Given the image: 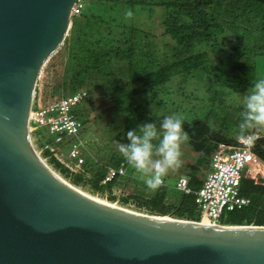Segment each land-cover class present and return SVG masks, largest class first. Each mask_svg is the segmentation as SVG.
<instances>
[{
	"label": "water",
	"instance_id": "95a60500",
	"mask_svg": "<svg viewBox=\"0 0 264 264\" xmlns=\"http://www.w3.org/2000/svg\"><path fill=\"white\" fill-rule=\"evenodd\" d=\"M78 0H0V264H264V226H210L107 204L36 156L28 115Z\"/></svg>",
	"mask_w": 264,
	"mask_h": 264
},
{
	"label": "trees",
	"instance_id": "16d2710c",
	"mask_svg": "<svg viewBox=\"0 0 264 264\" xmlns=\"http://www.w3.org/2000/svg\"><path fill=\"white\" fill-rule=\"evenodd\" d=\"M156 7L162 9L161 26L164 33L180 39L178 41L184 46H192V43L203 41L215 43L218 36L227 30L232 32L236 40L244 39L245 43L239 45L237 51L249 54V56L245 61L233 65V68L240 73L235 75L234 80H230L227 75L222 85H229L234 91L239 92L251 85L249 80L254 73V67L253 64L249 63L250 55L256 54V52L264 53V50L261 51L262 47L257 44L258 41H264V0H88L80 15L73 17L78 20L73 24V26L76 25L77 34L74 38L69 39L71 47L77 43L79 46L78 71L74 74V79L78 87H85L87 97L97 90L96 81H93L95 73L101 75L104 82L101 88L104 87L107 90L112 100H123V96L126 97L128 92L126 94L122 92L129 85L133 86L137 82L149 84L152 89L166 84L176 73L191 74L195 71V73L207 74L208 66L205 53H198L159 67L138 78L122 81L124 76L129 77L130 71L118 72L117 74L114 70L122 68L117 63L118 56L125 55L121 51V44H129L134 34L140 32L136 23V15L143 11L153 13ZM255 29L261 31L257 38L252 36V31L254 32ZM246 42L251 43V45ZM57 53L52 56L42 72L45 71L49 74V68L55 66ZM126 55L128 58L133 55L131 46L127 49ZM220 79L221 75L218 80ZM112 82L115 83V86L110 88L109 83L112 84ZM78 90L80 89H76L70 94ZM136 92V90L129 91L133 95ZM37 98L38 93L35 92V100ZM85 100L74 111L80 127L86 123ZM42 101L45 105L55 100L44 101L42 99ZM160 104L161 101L154 102L156 109L160 108ZM144 110V106L135 108L130 114L132 121L142 118L146 122L158 124L166 116V114H157V110H145V115H143ZM184 122L190 141L186 144L188 152L184 153L183 158L194 161V164H188L185 168L189 186L196 190L200 187L196 186V183L202 176L201 174L207 170L210 157L218 144H236V139H227L214 132L208 125L207 119H196L190 122L184 120ZM37 131L36 134L39 135V139L36 146L39 149L48 137H41ZM259 141L260 139L253 145L252 151L264 163V150ZM42 157L55 171L70 179L73 185L87 183L95 190L107 189L110 194L112 187H123L126 182L133 181L137 185H141L143 195L139 196L138 193L127 195L121 199L123 203L129 204L133 200L138 209L150 215H170L175 219L199 221V211L194 203L193 195H184L167 185V176L164 179L165 184L157 190L148 189L144 180L134 169L127 170L128 164L121 154L106 162V166L98 167L91 177L88 176L86 170L89 169V166L85 167L82 174L70 175L62 165L49 156L47 151L42 153ZM120 163H124L126 175L116 177L107 185L101 186L100 181L105 175V167H116ZM179 176L175 178L174 183ZM239 190L242 196L249 199L250 204L242 210L224 214L221 218V224L226 226H264V184L256 183L251 178H242ZM110 198L113 199V197Z\"/></svg>",
	"mask_w": 264,
	"mask_h": 264
},
{
	"label": "rangeland",
	"instance_id": "374dc122",
	"mask_svg": "<svg viewBox=\"0 0 264 264\" xmlns=\"http://www.w3.org/2000/svg\"><path fill=\"white\" fill-rule=\"evenodd\" d=\"M87 1L82 0L84 6ZM154 9L153 13L143 11L136 15V23L140 32L134 34L129 44H121V51L125 55L118 56L117 63L122 68L114 70L117 74L118 72L130 71L129 77L124 76L122 81L138 78L159 67L198 53H205L208 66L207 74L195 73V71L191 74L176 73L169 82L158 87L152 86V89L149 84L137 82L133 86L129 85L122 92L123 94L128 92L125 95L126 97L123 96V100H112L107 90L104 87L101 88L104 83L101 75L95 73L93 81H96L97 90L88 95L85 100L86 123L80 127L81 155L85 161L84 169L89 166V169H86L89 177L94 174L98 167L106 166V162L120 154L117 149V142H126V132L128 130H133L137 125L146 122L142 118L132 121L130 114L139 106H144L145 110H157L156 113L159 115L178 113L185 121L189 122L196 119H207L212 130L221 136L227 139H237L239 136L237 126L239 113L243 108L242 95L246 93L251 85L239 92L234 91L229 85H222V83L227 75L230 80H234L235 75L240 72L234 69L233 65L245 61L249 56V54L237 51L239 45L245 43L244 39L236 40L232 32L227 30L224 34L218 36L215 43L203 41L192 43V46H184L178 41L180 39L164 33L161 26L162 9L159 7ZM77 21V18L71 17L68 35L59 48V52H56L55 66L49 68V74L43 71L39 76L35 88L38 98L34 102V108H40L43 105L42 99L44 101L57 100L69 95L76 89L85 88L83 86L78 87L74 79L79 64L80 51L78 43L74 47L69 44V39L74 38L77 34L76 25L73 26ZM260 32V30L255 29L254 32L252 31V36L257 38ZM246 43L251 45L249 42ZM257 44L262 47L261 51H263L264 41H258ZM129 46L133 48L131 58L126 55ZM250 57L249 63L253 64L254 73L249 82L264 77V53L256 52V54H251ZM220 75L221 79L218 80ZM114 86V82L109 83L110 88ZM130 90H136L137 92L133 95L129 93ZM155 101H161L159 109H156ZM145 110L143 115H145ZM251 132L260 136L259 144L264 150V128L253 129ZM37 133L41 137L46 136L45 129L40 128ZM34 137L39 138V135L35 133ZM183 152H188L186 145L183 146ZM40 157L43 159L41 155ZM182 159V166L167 175L168 180L166 183L170 187L174 188L173 181L178 175L186 174V165L194 164L193 159ZM44 162L48 165L46 160ZM48 166L68 184L94 199L119 208L150 215L138 209L133 200L129 204L122 202L121 199L127 195H136V193L139 196L143 195L141 185H137L133 181L126 182L123 187H112V192L109 194L107 189L95 190L87 183L73 185L70 179L55 171L52 166ZM130 169L131 166L127 165V170ZM245 177H250L256 183L264 184V163L258 160L252 164L249 171L245 173ZM110 197H113V199ZM167 216L171 217L170 215Z\"/></svg>",
	"mask_w": 264,
	"mask_h": 264
},
{
	"label": "built area",
	"instance_id": "2783aa9c",
	"mask_svg": "<svg viewBox=\"0 0 264 264\" xmlns=\"http://www.w3.org/2000/svg\"><path fill=\"white\" fill-rule=\"evenodd\" d=\"M83 7L82 0H78L71 10V17L80 15ZM86 98L87 92L80 89L40 108H34V97L28 115L30 146L39 156L47 151L49 156L62 165L70 175L84 173L85 161L81 155L80 123L74 111ZM40 128L45 129L48 138L38 149L36 143L39 138H35L34 134ZM259 139L260 136L250 132V138L238 136L235 140L236 144H218L210 157V171L196 190L189 186L187 177L177 178L174 188L184 195L194 196V203L199 211L198 222L206 221L207 225L221 226V218L224 214L242 210L250 204L249 199L240 194L239 188L245 172L259 160L252 151L253 145ZM125 175L124 163L116 167L107 166L100 185L105 186L114 178ZM164 184L163 182L162 185Z\"/></svg>",
	"mask_w": 264,
	"mask_h": 264
},
{
	"label": "clouds",
	"instance_id": "9594fccd",
	"mask_svg": "<svg viewBox=\"0 0 264 264\" xmlns=\"http://www.w3.org/2000/svg\"><path fill=\"white\" fill-rule=\"evenodd\" d=\"M131 15V13H128ZM238 135L250 138L253 129L264 128V77L251 81L242 95ZM184 119L178 113L166 115L157 124L145 122L126 132V142H117L118 152L144 180L150 190H157L165 177L183 164V146L190 141Z\"/></svg>",
	"mask_w": 264,
	"mask_h": 264
},
{
	"label": "bare ground",
	"instance_id": "6f19581e",
	"mask_svg": "<svg viewBox=\"0 0 264 264\" xmlns=\"http://www.w3.org/2000/svg\"><path fill=\"white\" fill-rule=\"evenodd\" d=\"M32 150L34 151L33 147H31ZM34 153L36 154V156L40 159V161L54 174L56 175L58 178L62 179L63 181H65L62 177L59 176V174H57L56 172H54L45 162L44 160L37 154L36 151H34ZM66 182V181H65ZM67 183V182H66ZM94 199V198H93ZM98 200V199H96ZM99 201V200H98ZM203 224L207 225V222L206 221H203L202 222Z\"/></svg>",
	"mask_w": 264,
	"mask_h": 264
},
{
	"label": "crops",
	"instance_id": "0c3cea01",
	"mask_svg": "<svg viewBox=\"0 0 264 264\" xmlns=\"http://www.w3.org/2000/svg\"><path fill=\"white\" fill-rule=\"evenodd\" d=\"M210 171V166H208L207 170L204 172V174L200 177V179L198 180V182L196 183V186H200L202 183V180L204 179L205 175ZM249 171V170H248ZM247 172V171H246ZM245 172V173H246ZM180 176H185L188 178V174H184V175H180ZM244 178H250V177H244Z\"/></svg>",
	"mask_w": 264,
	"mask_h": 264
}]
</instances>
